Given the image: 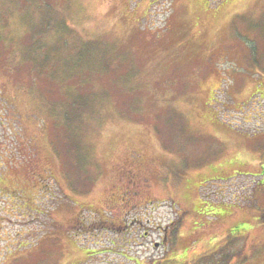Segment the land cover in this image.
Returning a JSON list of instances; mask_svg holds the SVG:
<instances>
[{
  "label": "rangeland",
  "instance_id": "obj_1",
  "mask_svg": "<svg viewBox=\"0 0 264 264\" xmlns=\"http://www.w3.org/2000/svg\"><path fill=\"white\" fill-rule=\"evenodd\" d=\"M263 174L264 0H0V264H264Z\"/></svg>",
  "mask_w": 264,
  "mask_h": 264
},
{
  "label": "trees",
  "instance_id": "obj_2",
  "mask_svg": "<svg viewBox=\"0 0 264 264\" xmlns=\"http://www.w3.org/2000/svg\"><path fill=\"white\" fill-rule=\"evenodd\" d=\"M46 19H48V17H46ZM58 24H60V23H58ZM49 27H50V23H49ZM58 29H57V32H58ZM52 32L56 33V29L52 30ZM54 58L53 57L47 58L46 62L40 68H37V70L43 69L44 72H46L47 74L50 75L51 78L49 80L52 82H55L52 78L57 79V82L64 81L65 79H67L68 76H70L73 73V71L71 69H67L66 67H60V65L58 64L57 58L56 57H54ZM78 64H80V60H79ZM73 99H74V102L70 105V107L72 109L69 108V113L73 112L72 110H74L77 107L76 100L81 99V98L73 97ZM81 106L82 105L78 106L76 111H78L79 107H81ZM68 116H70V115H68ZM64 121H65V124L67 125V127L72 126V123H73L72 121H70V122L66 121V120H64ZM263 176H264V174H263Z\"/></svg>",
  "mask_w": 264,
  "mask_h": 264
}]
</instances>
